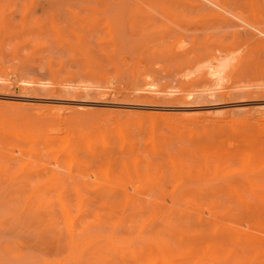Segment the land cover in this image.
<instances>
[{
    "label": "rangeland",
    "instance_id": "rangeland-1",
    "mask_svg": "<svg viewBox=\"0 0 264 264\" xmlns=\"http://www.w3.org/2000/svg\"><path fill=\"white\" fill-rule=\"evenodd\" d=\"M0 264H264V0H0Z\"/></svg>",
    "mask_w": 264,
    "mask_h": 264
}]
</instances>
